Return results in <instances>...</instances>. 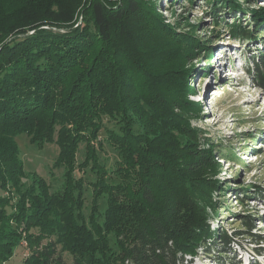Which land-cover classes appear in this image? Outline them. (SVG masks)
I'll use <instances>...</instances> for the list:
<instances>
[{
  "label": "trees",
  "instance_id": "1",
  "mask_svg": "<svg viewBox=\"0 0 264 264\" xmlns=\"http://www.w3.org/2000/svg\"><path fill=\"white\" fill-rule=\"evenodd\" d=\"M158 1L0 0V263L22 240L23 264H184L201 247L264 240L250 211L245 233L207 224L225 192L224 150L192 124L202 106L189 99V63L198 55L209 66L217 47L195 25L167 23ZM203 2L228 36L264 39L257 0ZM258 58L251 81L264 89V42ZM20 134L57 145L60 189L37 174L24 182ZM104 143L118 158L110 166Z\"/></svg>",
  "mask_w": 264,
  "mask_h": 264
},
{
  "label": "rangeland",
  "instance_id": "2",
  "mask_svg": "<svg viewBox=\"0 0 264 264\" xmlns=\"http://www.w3.org/2000/svg\"><path fill=\"white\" fill-rule=\"evenodd\" d=\"M158 4L167 23L177 21L178 25H186L185 28L179 27L180 31L185 32H190L191 27L188 25H195L198 36L204 41L208 40L211 46L217 47L212 58L219 62L216 57L221 54L226 63L223 68H220V64L214 68V61L209 60L208 66L202 59L196 58L198 55L189 63L192 66L189 83L195 90V94L190 95L189 99L198 101L202 106L201 119L192 120V124L213 139L216 150H224L217 178L224 184L225 192L214 194L216 210H208L207 224L211 230H215L219 223L220 232L226 230L229 234L241 230L245 233L240 223V215L250 211L251 217L258 220L254 223L252 232L264 238V89L251 81L264 39L254 42L228 36L222 29L223 26H214L210 8L203 0H159ZM253 6L264 7V0H257ZM258 35L264 36V32L259 31ZM236 59H239L241 65L236 64ZM201 67L206 69L202 71ZM204 85H207L205 95ZM201 99L205 103H200ZM105 124L110 125L106 121ZM100 139L105 142L104 132ZM15 140L27 175L24 182L30 183L31 175L37 174L50 185L51 190L60 189L62 169L53 168L58 155L57 145L45 144L40 148L30 144L25 134L18 135ZM83 152L81 145L77 161L83 159ZM99 155L107 166L118 159L116 152L106 143ZM79 175L76 173V176ZM242 184L250 189L246 192V198L239 203L235 196L241 191L239 189ZM259 189L262 190L261 193L254 195ZM90 197L87 189L85 214L89 212ZM255 240L256 238L240 236L236 243L231 244L228 253H223L222 249L218 252L214 244L208 246V250L201 247L195 254L186 256L184 264H245L247 260L251 264H258L260 260L259 264H264V241ZM28 254L26 242L22 240L13 256L0 264H23ZM63 256L66 262H71L67 254Z\"/></svg>",
  "mask_w": 264,
  "mask_h": 264
},
{
  "label": "bare ground",
  "instance_id": "3",
  "mask_svg": "<svg viewBox=\"0 0 264 264\" xmlns=\"http://www.w3.org/2000/svg\"><path fill=\"white\" fill-rule=\"evenodd\" d=\"M202 96V95H201ZM199 100V99H198ZM259 264V263H258Z\"/></svg>",
  "mask_w": 264,
  "mask_h": 264
}]
</instances>
